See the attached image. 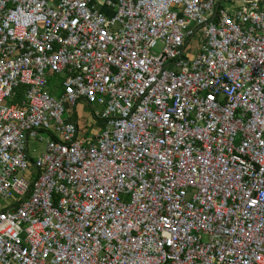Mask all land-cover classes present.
I'll use <instances>...</instances> for the list:
<instances>
[{"label": "built area", "instance_id": "1", "mask_svg": "<svg viewBox=\"0 0 264 264\" xmlns=\"http://www.w3.org/2000/svg\"><path fill=\"white\" fill-rule=\"evenodd\" d=\"M0 264H264V0H0Z\"/></svg>", "mask_w": 264, "mask_h": 264}, {"label": "rangeland", "instance_id": "2", "mask_svg": "<svg viewBox=\"0 0 264 264\" xmlns=\"http://www.w3.org/2000/svg\"><path fill=\"white\" fill-rule=\"evenodd\" d=\"M76 114H77V118L80 121H82V123H84L85 121L83 119H86L88 116L89 111L87 112V107H79L76 108ZM29 154L34 158L35 156H37L41 150L43 149L42 143L39 144L38 142H36L34 139H30L29 140Z\"/></svg>", "mask_w": 264, "mask_h": 264}, {"label": "crops", "instance_id": "3", "mask_svg": "<svg viewBox=\"0 0 264 264\" xmlns=\"http://www.w3.org/2000/svg\"><path fill=\"white\" fill-rule=\"evenodd\" d=\"M221 1H222V0H218V2H220V4H221ZM222 3H223V2H222ZM79 107H84V108H85V107H87V106H86L84 103H82V104L79 105ZM87 109H88V108H87ZM87 112H88V110H87ZM87 116H88V115H87ZM87 119H88V117H87L86 119H83V120L85 121L83 124H85V123L87 122Z\"/></svg>", "mask_w": 264, "mask_h": 264}, {"label": "trees", "instance_id": "4", "mask_svg": "<svg viewBox=\"0 0 264 264\" xmlns=\"http://www.w3.org/2000/svg\"><path fill=\"white\" fill-rule=\"evenodd\" d=\"M80 126H82L83 125V123H82V121H80V124H79Z\"/></svg>", "mask_w": 264, "mask_h": 264}]
</instances>
